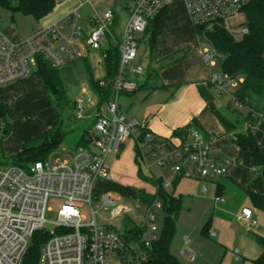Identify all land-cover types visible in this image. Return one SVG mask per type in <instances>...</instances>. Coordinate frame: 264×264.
Wrapping results in <instances>:
<instances>
[{
	"label": "built area",
	"instance_id": "obj_1",
	"mask_svg": "<svg viewBox=\"0 0 264 264\" xmlns=\"http://www.w3.org/2000/svg\"><path fill=\"white\" fill-rule=\"evenodd\" d=\"M132 1L133 7L122 41L116 43L120 65L113 82V97L103 104L98 98L100 106L94 112H88V103L76 100L73 104L77 119L90 117L95 120L94 140L88 146H80L70 154V159L54 164L46 160L27 166L0 164V264H24L32 238L39 230H45L50 236L40 246L37 264H105L115 254L121 255L129 249L122 233L97 221L92 205L94 189L98 180L112 177L107 165L108 156L111 153L119 154L126 138L138 142L140 128L145 126L143 122L120 112L119 97L123 91H133L139 87L137 81L127 78V74L141 75L146 68L144 61L138 60V38L146 33L151 20L170 8L175 0ZM182 1L194 29L203 27L208 30L221 26L232 33L231 18L241 13L251 0ZM80 18L78 10L72 11L59 22L36 28L31 36L21 42L11 41L0 29V89L36 73L39 57L48 60L54 67L81 59L89 50H102L106 57V48L115 44L111 43L113 36L110 34L115 10L108 8L102 13L94 12L88 30H85ZM247 32L248 29L243 26L241 33ZM196 34L202 43L209 44L201 48L209 83L220 92H230L233 78L221 69V53L205 31H197ZM262 56L264 58V49ZM100 83L106 84L104 78ZM231 93L232 101L246 109L243 130L233 132L234 139L239 133L264 131V106L250 105L241 101L235 92ZM101 105L105 106V112ZM0 126H3L2 120ZM189 135V140L176 141L163 137L152 142V134L148 133L147 140L139 142V148L149 151L158 165L170 166L173 175L205 179L227 175L230 159L214 153L215 137H206L197 129H190ZM146 151L140 155L145 163ZM50 197L62 199L54 220L48 218V213L52 212ZM103 200L106 207L111 206L112 217L133 210L110 194H106ZM215 201L224 202L225 198L217 195ZM86 205L90 207L91 219L82 213L81 209ZM136 207L144 210L143 241L146 247H150L158 236L155 232L156 221L162 204L156 201L151 208L140 202ZM241 216L254 225L258 223L251 208L244 207ZM48 224L54 227L51 232L45 229ZM130 247L135 248L134 245ZM142 258H146V255L143 254Z\"/></svg>",
	"mask_w": 264,
	"mask_h": 264
},
{
	"label": "rangeland",
	"instance_id": "obj_2",
	"mask_svg": "<svg viewBox=\"0 0 264 264\" xmlns=\"http://www.w3.org/2000/svg\"><path fill=\"white\" fill-rule=\"evenodd\" d=\"M61 1V0H57ZM64 1V0H62ZM69 6H78L82 4L84 9L88 11L91 7L99 13L104 12L108 8L115 10V20L110 25V34L113 36L111 43L122 41L126 22L129 18V13L133 7L132 0H103L100 3L98 0H66ZM182 0H175L172 4L171 13L166 22L165 32L159 36L157 46L154 50L151 48L150 34H144L138 38V60L142 59L145 63V71L141 75L128 73L127 78H135L139 81L140 86L148 75V70H160L162 67L169 63H176L178 69L185 70L192 62L195 66L199 63L195 55L191 54L196 49L206 48L209 44L202 43L192 27H188L185 16L181 12L185 7ZM82 15L83 12L80 10ZM172 14V15H171ZM81 19V18H80ZM82 21V19H81ZM246 21V13L241 12L237 16L231 18L230 24L233 36L240 40L243 38V23ZM37 21L31 17L24 15L19 11H11L0 8V29L5 31L8 27L12 26L23 34H30L35 28ZM190 28V29H189ZM191 30V31H190ZM170 51V52H169ZM169 52V53H168ZM167 53V58H160L163 54ZM188 55V58L186 57ZM97 56H93L92 61L96 64L93 69V75L97 78L105 76V68L103 64L98 65ZM103 60L102 55L100 56ZM171 63V64H172ZM198 67V66H197ZM203 75L209 78L208 69L204 64ZM128 69V67H127ZM61 78L66 88V96H55L47 91L50 98V103L57 112V122L55 123L56 129H61L67 132L65 142L46 159L47 162L54 164L56 161L70 159V154L74 153L79 146L77 140L85 131H90L93 134L95 120L90 117L79 120L75 116L73 103L77 100L88 103L90 108L88 112H94L100 106L98 98L93 94L90 86L89 73L86 64L81 59H76L66 63L59 68ZM186 71V70H185ZM33 74H36L35 72ZM243 77L232 80L230 92H220L218 88L212 87L214 93L215 105L217 110L224 115L235 128L234 131L242 130L244 127V117L246 114L245 108H240L233 100V94L240 87ZM236 83V84H235ZM25 96V93H24ZM193 100L189 91L183 93L182 100L176 106V112H180L184 105ZM2 101V100H1ZM133 99L125 93H121L119 97L120 112L126 117L130 118L131 111L133 110ZM249 102L257 107L264 106V94L252 95ZM1 104V102H0ZM101 109L105 112V106L101 105ZM4 111V108L2 109ZM5 112V111H4ZM87 113V112H86ZM22 125L17 128L15 123L17 119ZM41 119L43 125H47L46 119L40 117L38 113L16 112L15 116L6 114L0 116L3 126H0V164L8 166L12 163L13 153L16 152V147L22 144V128L27 124L30 119ZM210 125L216 128V136L220 135L227 138L229 144L237 151L236 142L233 136V130H227L224 123L218 117L217 113L207 109L201 117ZM201 122V121H200ZM203 125V122H201ZM205 125V124H204ZM211 126V125H210ZM16 130L14 131V129ZM8 129V133L4 130ZM53 129V128H52ZM204 136L207 137L205 130L200 129ZM255 138L259 137V131H252ZM212 134V133H211ZM130 140L126 138L123 146ZM40 136L30 138L23 142V146H37L41 143ZM83 146H88L83 145ZM263 151V150H262ZM122 153H125L124 150ZM264 153V152H263ZM119 159H123V154ZM239 155V153H238ZM230 157L228 175L240 181V186L232 182L228 178H215L213 181L206 180L205 178H186L183 198L181 200L180 210L177 220V229L171 244V251L184 263V264H218L224 261L226 264H254L253 259H256L261 251L262 246L258 237H264V212L257 209L250 198L248 190H253L258 186L259 182L264 184V166H259L250 152H245L240 158L228 153ZM112 159V158H111ZM109 159V160H111ZM109 162V161H108ZM151 169L147 167L148 174H154L164 181L168 178L169 173L164 166H160L149 158ZM233 168H238L241 171L240 176L233 175ZM224 182L227 186V197L225 202L216 203L215 196L217 195V180ZM110 179H100L95 184V195L93 196V209L96 211V218L100 224H107L113 227L119 233H124L126 226L131 222L139 225L145 224L144 210L138 209L136 206L140 203L137 188L128 186L124 191L115 192V198L122 204H127L132 211L122 214L118 217H112L111 206L106 207L104 204V197L107 192L102 191L101 186L103 183L110 182ZM202 181V182H200ZM203 185L207 190H203ZM179 189L177 190L179 194ZM175 190L174 185L167 188L169 193ZM181 193V192H180ZM177 194V195H178ZM62 199L59 197H50L49 207L52 212L48 213V218L54 220L56 212ZM250 207L255 211L254 217L257 219L258 224L254 225L252 222L245 220L241 216L242 207ZM229 209V210H228ZM82 213L86 214L88 219H91L90 207L88 205L82 207ZM164 211L160 208L158 219L156 221L155 232L159 234L163 227ZM53 225L48 224L45 229L48 231L53 230ZM134 247H136L134 245ZM122 258L115 254L112 258L108 259L105 264H120Z\"/></svg>",
	"mask_w": 264,
	"mask_h": 264
},
{
	"label": "trees",
	"instance_id": "obj_3",
	"mask_svg": "<svg viewBox=\"0 0 264 264\" xmlns=\"http://www.w3.org/2000/svg\"><path fill=\"white\" fill-rule=\"evenodd\" d=\"M57 0H0V8L11 11H19L24 15L31 16L37 21L48 15L57 5ZM170 8L165 9L159 16L151 20L145 34H150L151 48L154 50L157 46L159 36L164 32ZM246 13V21L243 26L248 32L243 34V38L237 40L232 33L221 26H215L206 30L203 27L195 29V32L205 31L206 36L221 53V69L228 73L233 79L243 77L240 87L236 90V96L243 102L255 106L249 102L252 95L264 94V58L262 52L264 49V0H251L242 10ZM105 64L107 74L104 77L105 85H101L100 80H95L92 74H89L90 84L93 92L100 103L103 104L113 97V82L118 76L120 65V52L117 44L110 45L105 50ZM86 62V56L81 58ZM60 67H54L48 60L39 57L38 69L36 74L39 76L46 91L55 96H66V88L60 75ZM212 85L209 83L199 84V92L206 102V107L214 110L227 130H233L235 126L222 115L216 108ZM140 89V86L133 91H123L125 94L133 93ZM2 90L0 89V99ZM4 111L0 116H4ZM189 126L182 129L181 134L188 133ZM5 131H9L6 129ZM152 134V142L160 140V137L143 126L140 128L137 150L139 142L147 140V134ZM67 132L56 129L48 130L40 137L42 141L37 146H24L20 152L12 156V163L20 166H27L36 161H44L48 156L57 150L66 140ZM94 140V135L90 131H85L77 140V146L90 144ZM236 144L240 148V153L250 152L259 166H264V153L252 133H239ZM124 148V146H123ZM122 148V149H123ZM142 178L146 176L141 172ZM153 181V180H152ZM157 186V194L148 196L144 192L139 193L140 202L147 206L153 207L154 202L160 201L164 211V221L161 232L152 242L150 247H146L143 241L145 225L137 223L128 224L125 228L123 237L126 240L129 249L121 253V264H184L171 251V244L177 229L178 214L181 205V198L169 194L165 189V181L162 178H154ZM253 205L264 212V194L248 190ZM49 233L45 230L37 231L31 242V246L24 258V264H37L40 258V246L49 238ZM262 246L260 255L253 259L254 264H264V237H258ZM135 245V248L130 246ZM146 255V258L142 256ZM218 264H226L220 261Z\"/></svg>",
	"mask_w": 264,
	"mask_h": 264
},
{
	"label": "crops",
	"instance_id": "obj_4",
	"mask_svg": "<svg viewBox=\"0 0 264 264\" xmlns=\"http://www.w3.org/2000/svg\"><path fill=\"white\" fill-rule=\"evenodd\" d=\"M184 7L185 8L181 12L185 16V20L187 21L188 27H192L189 21L190 17L187 8L186 6ZM84 8L85 6H82V4L78 6H69L66 4V0L64 1L61 0L58 1L55 8L48 15L43 17L40 21H37L34 18L37 21V23L35 25V28L31 31L30 34L28 35L23 34L12 26L8 27L5 31H3V33L6 35L8 39H10L13 42H21L25 38L31 36L36 28L47 27L56 22H59L67 14L75 10H78L79 12L81 10L83 12L84 15H82L81 17L82 21L80 19V22L82 23L85 30H88L89 24L91 22L90 17L94 12L97 11L93 7H91V9H88V11H86V9ZM171 8L172 7H170V10ZM173 11L171 10V13H173ZM80 14L82 13L80 12ZM165 30H166V25L164 32ZM191 54L195 55L196 58L199 60L198 61L199 63L197 64L198 67L192 64V62H188L189 65L187 66V68L185 67L186 70L185 71L183 69H178L176 66H174L176 63L171 62L172 64L169 63L166 66L162 67L160 70L150 69L148 70V75L144 82V85L142 86H140L139 81L137 79L130 78L137 81L140 86V89H138L137 91L126 94L127 96L133 99L132 102L133 110L130 113L131 115L130 118H135L143 122L144 125L150 130V132L160 137L175 139L176 141L179 139L189 140L191 138V136L189 135L190 129H197V130L203 129L207 133L208 137L216 136V128L214 127V125L210 123L211 125L210 126L208 125V123L202 121L201 119L205 110L207 109L211 110L210 108L206 107V102L201 96L198 88L199 84L208 82L206 75L205 76L203 75V69L205 71L204 64L206 66V63L202 55L201 49L199 50L196 49L195 52ZM101 55L103 58L102 61L100 58ZM85 56H86L85 64L88 73L89 74L91 73L95 80L99 81L103 79L107 74L103 51L89 50L86 52ZM93 56H97L96 59L98 65H101V63L103 64V67L105 68L104 77L97 78L93 75L94 74L93 69L96 67V64L92 61ZM168 56L169 55L165 53L160 58H167ZM186 57L188 58V55ZM187 91L191 93L193 100L187 103L186 105H184V107L182 108V110H180V112H176V106L180 104L179 102L182 100L183 93L184 92L187 93ZM50 101L51 100L49 98V95L47 94V91L44 88L37 74H31L28 78L20 82L13 83L2 89V97L0 99L1 102L0 112L4 108L5 111L4 113L6 114L7 112L8 114H11V116H15L16 112H21L23 114H27V113L31 114V112L38 113L40 117H44V119H46L47 122V125L46 124L43 125L42 120L39 119L36 121L38 123L34 124L33 122L35 119L32 118L29 120L27 124H24L25 126L22 128L23 129L22 144L19 147L18 146L16 147L17 149L16 152L13 153L14 155L22 150V148L24 147L23 142H25L30 138L41 136L48 130L54 128L58 118H57V112L51 105ZM200 121L203 122V125L201 124ZM22 123L23 122L17 119L15 126L19 128L22 125ZM187 126H189L188 133L186 132L187 135H185L184 133L181 134L180 131ZM15 130L16 128L14 129V131ZM242 130L236 132H242ZM8 132L6 131V133ZM233 132L235 131L233 130ZM258 136L259 137L255 139L264 152V131L259 130ZM215 139H216V145L214 148V153H219L229 159L230 157L228 156V153L235 156V158H240V156L243 155L240 153V148L237 144L236 146L239 151H237L235 147L231 146L227 138H223L222 135H220L218 138ZM123 150L125 152L122 153L124 157L122 160H120L119 156L121 152H123ZM144 151H142V149L137 150L136 141L133 138H130V140L125 144L124 148L121 150L119 154L111 153L107 158V165L109 167L112 177L110 179L111 180L110 182H106L102 184L101 186L102 191L107 192V194H110L112 197L115 198V192H119L120 190L124 191L126 188L128 189V186H133L138 189L137 190L138 196L140 192H144L148 196L149 195L155 196L157 194V186L153 181L154 178H156V176L154 174H152V176L149 175L147 169V166H149V168L151 169L149 158H151L153 161H155V159L151 156L149 151H146L147 156L145 163L144 159H142L140 156L141 152ZM164 168H166L169 173L168 178L165 180L166 191L168 187L174 185L175 187L174 192L173 193H169L168 191L167 192L175 197L181 198L182 200L184 193L183 191L184 189L182 188L185 185L186 178L173 175L170 166L168 165H164ZM232 171H233L232 174L237 176V178L241 174V171L238 168H233ZM141 172L146 176V179L142 178V176L140 175ZM228 172H229V168H228ZM225 178L230 179L232 182H235L237 183V185L240 186V181L236 178H233L232 176H229L228 173ZM213 180L214 179L209 181H213ZM180 185H181V189H179L180 191L178 194L177 190L180 187ZM257 185L258 186H256V188L254 189L255 192L264 194V184L262 182H259V184ZM204 186L205 185H203V190L206 191L207 187L205 186L206 187L205 190ZM227 190L228 189L226 184L224 182H221L220 180H217V195L223 196L225 198V201L227 197ZM216 203L218 204L221 202H216ZM244 207H242V209ZM242 209L240 213L241 215H242ZM253 214L255 215L254 210H253ZM118 256L121 257L120 255Z\"/></svg>",
	"mask_w": 264,
	"mask_h": 264
},
{
	"label": "water",
	"instance_id": "obj_5",
	"mask_svg": "<svg viewBox=\"0 0 264 264\" xmlns=\"http://www.w3.org/2000/svg\"><path fill=\"white\" fill-rule=\"evenodd\" d=\"M4 133H6V131ZM263 177H264V173H263Z\"/></svg>",
	"mask_w": 264,
	"mask_h": 264
}]
</instances>
